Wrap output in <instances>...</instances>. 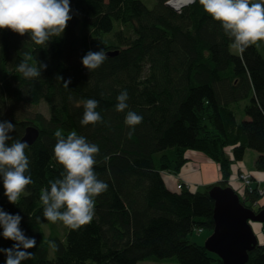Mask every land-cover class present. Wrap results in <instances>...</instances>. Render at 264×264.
Listing matches in <instances>:
<instances>
[{"label": "trees", "instance_id": "trees-1", "mask_svg": "<svg viewBox=\"0 0 264 264\" xmlns=\"http://www.w3.org/2000/svg\"><path fill=\"white\" fill-rule=\"evenodd\" d=\"M170 1L152 0L149 8L140 0H70L72 19L62 36L45 46L0 30V121L15 125L8 143L21 141L28 127L39 131L38 140L25 149L30 193L9 203L0 178L3 211L19 214L20 229L36 240L28 250L32 257L22 264H47L51 254L64 264H223L204 245L190 241L196 229L213 232L212 187L203 193L171 192L162 175H178L194 154L217 157L218 145L231 150L234 159L221 165V189L231 188L232 164L244 161L248 150L259 155L257 167L264 170V42L249 47L262 63L247 70L199 0L180 11L168 6ZM102 49L108 58L89 72L83 56ZM24 52H31L30 64H47L41 76L25 79L16 71ZM124 90L128 108L117 112L116 98ZM87 99L99 102L102 121L81 126ZM42 104L48 116L35 112ZM26 107L35 110L28 116ZM128 111L143 117L131 137L124 123ZM246 111L250 123L244 128ZM57 129L65 137L76 131L98 145L94 171L108 188L96 198L89 224L45 239L42 225L48 221L40 195L63 171L53 151ZM255 193L246 192L253 204L259 200ZM2 232L0 227V249L11 248L15 242ZM5 262L0 252V264ZM247 264H264V242Z\"/></svg>", "mask_w": 264, "mask_h": 264}, {"label": "clouds", "instance_id": "clouds-1", "mask_svg": "<svg viewBox=\"0 0 264 264\" xmlns=\"http://www.w3.org/2000/svg\"><path fill=\"white\" fill-rule=\"evenodd\" d=\"M189 4L195 0H187ZM203 11L219 22L224 34L229 37L231 49L243 53L250 46H259L264 42V0H199ZM70 0H0V30L27 35L36 46H45L54 38L64 33L70 15ZM108 58L106 52L89 51L82 58V65L93 72ZM31 52H24L22 61L16 71L25 79L41 76L47 64L38 62L30 64ZM63 80L62 77H58ZM71 80L64 81L68 87ZM127 90L117 96L115 109L124 112L128 108ZM99 102L87 99L83 102L84 113L81 126L95 125L102 121L96 111ZM143 117L128 111L124 123L129 127V137L135 126L142 122ZM15 131V125L9 121H0V178L3 181L4 195L9 203L16 204L26 187L33 183L29 172V159L25 149L27 141H16L9 133ZM56 144L54 157L63 167L60 177L50 181V190L45 189L40 195L43 205V218L51 223L62 222L70 230H78L91 222L94 216L96 198L107 191L108 185L97 178L94 171L98 145L89 143L84 136L71 131L65 137L61 129L54 133ZM22 217L11 215L0 209V227L2 236L15 243L11 248L0 249L6 256L5 264H22L32 257L28 251L36 246L34 238L27 237L19 225ZM39 220L40 218L37 217Z\"/></svg>", "mask_w": 264, "mask_h": 264}, {"label": "rangeland", "instance_id": "rangeland-1", "mask_svg": "<svg viewBox=\"0 0 264 264\" xmlns=\"http://www.w3.org/2000/svg\"><path fill=\"white\" fill-rule=\"evenodd\" d=\"M142 2H144L149 8L152 7V0H140ZM189 6V5H188ZM187 6H183L179 9V11L183 8H185ZM247 49L249 50V54H253L251 58H253L252 61H250V58L247 56L246 57V52H247ZM242 54L233 50L235 53H239L241 58L244 59V64L247 68V70H250V71H253V70H256V69H259L260 66H258V63L261 64L262 63V60L259 59V57H257L252 49H249L247 48ZM246 58H245V57ZM247 63V64H246ZM253 64L254 66H251L250 64ZM24 110L27 112V113H24L26 115H30V113H33V111L35 109H32L30 107H26L24 108ZM245 111V110H244ZM35 112H41L43 114H45L46 116H48V109H47V106L45 104H42L40 107H38ZM242 116L245 115V113L241 114ZM249 111L247 112L246 111V119H244L243 121L241 120V124L242 126L245 128L247 125H249ZM204 149H206L207 152H210V148L208 147H205ZM247 155L246 157L244 158V161L241 163V162H234L232 164V168H231V176H230V180L228 182L229 186L231 187V189L237 193L236 195H239L240 197L243 198V200L246 201V207L247 208H250L252 209L254 212H258L260 209H262L264 207V193H258V189H259V185H256V183L253 181V178L250 174H248V172H244L243 171V166L245 164V166L247 168H255L257 167V161L255 160L256 159V155L257 153L255 151H252V150H248L247 151ZM216 155L217 157H213V159L211 158H207L205 157L204 155H200V154H194L193 155V162L195 165H207L209 163H212V164H215V165H211V170L209 171L208 174H206V172H202V176L203 177H206L208 176L209 180L210 181H216L214 185H212V189L214 187H218L217 185H219L221 182H223L224 180V175H223V172H222V169H221V165L222 163L224 162V159H228L229 161H233V153L231 150H226V151H223L221 149V147H219L218 145V151L216 152ZM215 159V160H214ZM212 166H216V167H220V172H219V175H218V180H214L213 176H214V171H213V167ZM191 168H193V164L190 165ZM258 168V167H257ZM167 176H172V174H164L162 175V178H163V181H164V184H165V187L168 191H171V192H182L183 190H188V188L186 186H184L183 188L184 189H178V186H177V189L175 190H171L170 186L168 185L167 182H165V178ZM250 177L253 181V184L254 187L256 188V196L259 197V200H257L256 202L251 203L248 199H246V192H248V194L250 195H253L249 190H248V186L245 182V180L243 179V177ZM183 184V183H181ZM236 186L238 188H236ZM233 187V188H232ZM208 188H211V186L209 187H203L201 188L200 190H197L195 191L193 189V191H191V193H199V192H205L206 190H208ZM237 190L235 191V189ZM205 189V190H204ZM211 190V189H210ZM209 190V191H210ZM263 192H264V188H262ZM30 193V190L28 188L25 189V191L22 193V196H26ZM256 208V209H255ZM0 209L3 210V207L2 205L0 204ZM261 224H255L253 223V226L255 228V231H256V234H257V237L259 238L260 242H263L264 239H263V236L262 234H264V228L263 226H260ZM261 228V232L262 234L258 231V228ZM42 228H43V234H44V237L45 239H48L50 236L52 235H56V236H59L60 238H62L65 233L67 232V227H65L62 222H56V223H51V222H47L45 223L44 225H42ZM213 233V232H212ZM211 232H208V231H204V230H199V229H196L194 230V233L191 234L190 236V241L191 242H195V243H198L199 245L203 246L205 244V242L207 241V239L212 235ZM47 264H64L61 260H57L53 257V255L51 254L50 256V260H49V263ZM139 264H178L177 262L175 261H164V262H154V261H145V262H140Z\"/></svg>", "mask_w": 264, "mask_h": 264}, {"label": "water", "instance_id": "water-1", "mask_svg": "<svg viewBox=\"0 0 264 264\" xmlns=\"http://www.w3.org/2000/svg\"><path fill=\"white\" fill-rule=\"evenodd\" d=\"M38 137L39 131L28 127L21 142L27 141L28 146H31ZM209 194L215 201V227L204 244L205 250L218 256L223 264H247L249 254L259 244L250 223L264 225V209L256 213L244 207L239 196L231 188L223 190L214 187Z\"/></svg>", "mask_w": 264, "mask_h": 264}, {"label": "crops", "instance_id": "crops-1", "mask_svg": "<svg viewBox=\"0 0 264 264\" xmlns=\"http://www.w3.org/2000/svg\"><path fill=\"white\" fill-rule=\"evenodd\" d=\"M171 8H173V7H171ZM173 9L176 10L175 8H173ZM176 11H178V10H176ZM247 153H246V155H247ZM258 158H259V155L257 154L255 160L257 161ZM192 164H193V168L190 167V165H192ZM192 164H189L178 175L172 174V176H167L165 178V182L168 183L171 190L177 189V186L180 185L181 183L185 184L190 192L193 191V189L195 191H197L203 187L204 188L209 187V186L212 187V185L215 184L216 181H210L208 179L209 178L208 176L203 177L201 174L202 172H204V173L206 172V174H208L209 171L211 170V165H215V164L209 163L207 165H202V166L201 165H195L194 162ZM212 167H213L212 169L214 171L213 178H214V180H218L217 178H218V175L220 172V167L219 166L218 167L212 166ZM243 171L248 172V174H250L252 176L253 181L256 183V185H260L261 188H264V170L260 171L257 167L247 168L244 164ZM236 188H238V187L236 186ZM236 190L237 189H235V191ZM237 192H238V190H237ZM254 230H255V228H254ZM258 231L262 234L260 227L258 228ZM262 236H263V234H262ZM263 239H264V236H263ZM258 241L260 242L259 238H258ZM263 242H260V243H263Z\"/></svg>", "mask_w": 264, "mask_h": 264}, {"label": "built area", "instance_id": "built-area-1", "mask_svg": "<svg viewBox=\"0 0 264 264\" xmlns=\"http://www.w3.org/2000/svg\"><path fill=\"white\" fill-rule=\"evenodd\" d=\"M176 0H171L169 3H168V5L170 6V7H173V8H175L176 10H178L179 11V9L181 8V7H179V8H176L175 6H174V2H175ZM191 4H193V3H191ZM191 4H189L188 2L185 4V5H183V6H188V5H191ZM182 6V7H183ZM243 179L245 180V182H246V184H247V186H248V190L251 192V193H253L254 191H256V188L254 187V185H252L253 184V181H252V179L250 178V177H248V176H246V177H243ZM184 186H186L185 184H180L179 186H178V189H184L183 187ZM258 191V193H264L263 192V190H262V188L260 187V185H259V189L257 190Z\"/></svg>", "mask_w": 264, "mask_h": 264}, {"label": "bare ground", "instance_id": "bare-ground-1", "mask_svg": "<svg viewBox=\"0 0 264 264\" xmlns=\"http://www.w3.org/2000/svg\"><path fill=\"white\" fill-rule=\"evenodd\" d=\"M187 3V0H176L175 2H174V6L176 7V8H179V7H182L183 5H185ZM246 56H248L249 58H250V61H252L253 60V58H251L252 56L249 54V51L247 50V52H246Z\"/></svg>", "mask_w": 264, "mask_h": 264}]
</instances>
